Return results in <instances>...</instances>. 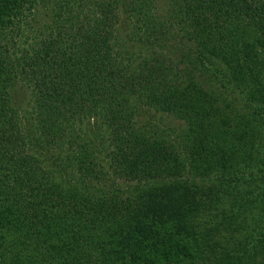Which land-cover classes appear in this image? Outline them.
<instances>
[{"label": "trees", "instance_id": "1", "mask_svg": "<svg viewBox=\"0 0 264 264\" xmlns=\"http://www.w3.org/2000/svg\"><path fill=\"white\" fill-rule=\"evenodd\" d=\"M0 264H264V0H0Z\"/></svg>", "mask_w": 264, "mask_h": 264}, {"label": "rangeland", "instance_id": "2", "mask_svg": "<svg viewBox=\"0 0 264 264\" xmlns=\"http://www.w3.org/2000/svg\"><path fill=\"white\" fill-rule=\"evenodd\" d=\"M155 2H156V5H157L158 12L160 14H163L165 12L166 8H167L168 0H155ZM120 23H121V26L119 28V33L121 34V36H125L129 32V23L127 22L125 16H123V14L121 15V22ZM13 98L15 100V102H14L15 106L18 107L21 110L20 111V115H19V118L21 120V125L23 126V128L29 129L31 123H30L29 120H27V118H25L23 116L24 115V112L27 111V106H28V105H26L28 101L25 100L24 91L18 90L17 93L13 95ZM233 109L234 110H239V107L237 105L233 104ZM28 110H29V108H28ZM145 111H147V107L138 106L137 109L136 108L134 109V114H135L134 117L136 119L137 118H141L140 119L141 121L156 122L154 119H152L150 113H145ZM160 122H161V120H157L156 124H160ZM175 125H176V123H175ZM30 137H32V136H30ZM52 160H53V158L49 154H46V153L43 154V162L45 164H51ZM103 160H105V157H101L100 160H99L100 161L99 163L103 162ZM99 165H100V169H97V177L94 180L97 181L99 187L100 186L101 187L103 186L104 188H108V186L111 185L112 180L109 179L110 176H108V175L105 174L106 169L105 168L104 169L101 168V165L102 164H98V166ZM187 169H188V167H186V170ZM186 175L187 174L185 173V176ZM197 183L200 184L201 182L198 181ZM124 184H128V183H126L124 181H120L118 183V185H122V186H120L119 188L120 189H125V185ZM120 192L123 194L124 197L126 196V194L124 195V192L123 191H120ZM101 194L102 193H96V195L100 196V198H103L102 197L103 195H101ZM122 198L123 197H121V199ZM114 200H120V198L119 197H114ZM180 210H181V206L180 207H177V209L174 208V210H172V212H173L174 215L175 214L177 215V214L180 213ZM181 212H182V210H181ZM125 233H126V231L125 232H121V233L120 232H117L113 236H110L108 239L111 240V241H113V242H115L116 240H119L120 237L122 235H124ZM98 239L100 241L104 240V231L101 230V234H100V236H99ZM81 242H82V247H83V249H81V250L89 251V252H92V253L95 252L94 250L90 249V248H94V249L97 248L98 242L95 239L92 240V241L89 239L88 242L85 244V247H84V244H83V242H85V241L82 240ZM90 246H92V247H90ZM88 247H90V248L88 249Z\"/></svg>", "mask_w": 264, "mask_h": 264}]
</instances>
